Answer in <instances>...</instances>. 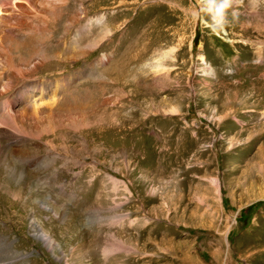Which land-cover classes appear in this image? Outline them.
I'll use <instances>...</instances> for the list:
<instances>
[{"label": "rangeland", "instance_id": "rangeland-1", "mask_svg": "<svg viewBox=\"0 0 264 264\" xmlns=\"http://www.w3.org/2000/svg\"><path fill=\"white\" fill-rule=\"evenodd\" d=\"M40 8L45 59L0 95L5 124L25 86L40 108L0 147V264H264V3L219 32L201 0Z\"/></svg>", "mask_w": 264, "mask_h": 264}, {"label": "bare ground", "instance_id": "bare-ground-1", "mask_svg": "<svg viewBox=\"0 0 264 264\" xmlns=\"http://www.w3.org/2000/svg\"><path fill=\"white\" fill-rule=\"evenodd\" d=\"M22 1L23 0H0V24L8 26L6 34L2 35L0 39V72L3 67L8 71V74H4L5 84L2 85L3 91H0L1 96H3V93L13 91L14 87H16L19 82L23 81L24 78L27 77L29 74H33L38 65L41 64V62L45 59L40 52L39 46L43 45L44 43L43 41L45 38H43L41 32L45 29L43 24L44 19L46 18L44 16H41L39 18L36 16L34 22L32 19L30 22L28 21L31 16L33 17V8H35L36 3H39V6H41L40 12L42 13V15L48 13L52 16H56L61 7L65 4V0H31L28 1L31 2L30 6H25L23 5V2H25L26 0L23 2ZM30 7H32V10ZM73 19L74 18H72L71 20L72 24L73 22H78V19ZM85 19L86 25H91V21L93 20L92 22H94V24L104 27L107 31L106 33H108L107 20L104 14L95 15L94 17L88 19L85 17ZM32 22L33 24H31ZM21 40H24V42H21ZM95 47L96 45L93 46V48ZM18 49L27 50V56L25 58H20V56L15 57V55H13V52L17 51ZM17 55L18 54H16V56ZM31 87L33 88V86ZM66 87V83L61 84L60 87L55 86L54 91L51 94V97H53L52 99L54 100V97H57L60 91L65 92ZM23 88L24 89L21 90V92H18L17 97L18 99L25 98V100L27 101V105L24 107L23 110L19 112L17 111L18 114H13L12 112V114H8L10 118L9 120L11 121L13 119L12 122H8L5 124L2 122L3 120L0 121V147L2 143L7 140L8 142H10L12 147L15 148L17 146L20 147L22 151H27L28 149L26 148H28L29 144H31V141L33 140V135H31L30 138L19 128L17 124L24 123L27 117L33 121V112L39 114L40 108H37L38 101H35L33 99V90L31 89V92L29 94H26L27 87L25 86ZM14 104L17 103L14 101ZM3 106L5 107L7 113H9V111H11L14 105L12 102H7ZM18 152H20V149ZM29 152L31 157H29L28 160L30 163L33 164V148L30 149ZM14 153H16V151H14ZM37 161H39V159H37ZM9 216L7 219H9ZM4 218L5 211L3 209H0V220L3 221ZM31 225L32 227L37 229L36 232H39L36 236V239L43 242L48 249L55 247L54 241L50 238L49 235L45 234L44 232L41 233L39 225L35 221H32Z\"/></svg>", "mask_w": 264, "mask_h": 264}, {"label": "clouds", "instance_id": "clouds-1", "mask_svg": "<svg viewBox=\"0 0 264 264\" xmlns=\"http://www.w3.org/2000/svg\"><path fill=\"white\" fill-rule=\"evenodd\" d=\"M242 0H201V11L210 18V27L213 31L225 30L229 25L230 17L235 18L239 15L237 7ZM264 3V0H250V7L257 9Z\"/></svg>", "mask_w": 264, "mask_h": 264}]
</instances>
